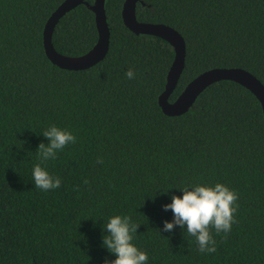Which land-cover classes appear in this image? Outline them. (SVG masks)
I'll use <instances>...</instances> for the list:
<instances>
[{
    "label": "trees",
    "instance_id": "trees-1",
    "mask_svg": "<svg viewBox=\"0 0 264 264\" xmlns=\"http://www.w3.org/2000/svg\"><path fill=\"white\" fill-rule=\"evenodd\" d=\"M64 1L0 0V264L113 261L102 245L115 215L138 226L133 243L148 264H264V113L257 97L221 80L186 113L166 115L159 97L175 50L127 28L125 0L105 2V58L87 69L61 68L46 55L44 30ZM136 17L185 40L170 102L214 68L245 69L264 85V0H140ZM97 41L95 13L85 4L64 14L52 34L67 57L87 54ZM52 125L77 142L42 162L39 145L49 143L43 132ZM37 164L61 187L36 189ZM216 183L238 193L237 222L226 237L213 229L217 251L202 254L180 226L163 231L174 219L163 206L186 186Z\"/></svg>",
    "mask_w": 264,
    "mask_h": 264
},
{
    "label": "clouds",
    "instance_id": "clouds-1",
    "mask_svg": "<svg viewBox=\"0 0 264 264\" xmlns=\"http://www.w3.org/2000/svg\"><path fill=\"white\" fill-rule=\"evenodd\" d=\"M135 75L132 70L126 73L128 79H135ZM43 136L49 143L39 145L38 154L42 162L56 159L59 151L77 142L71 132L55 125L46 129ZM32 178L35 188L44 192L61 187V179L52 176L40 164L34 166ZM181 191L182 197L172 196V202L163 206L164 211L170 210L174 215L172 222H164L163 231L172 232L180 226L188 236L195 238L200 253H215L217 248L212 230L217 235L224 233L225 237L232 230L237 222L238 193L222 183L195 184ZM104 230L107 235L103 236L102 246L116 257L105 264H148V254L133 243V233L137 232L138 226L131 222L130 217L115 215L109 218Z\"/></svg>",
    "mask_w": 264,
    "mask_h": 264
},
{
    "label": "water",
    "instance_id": "water-1",
    "mask_svg": "<svg viewBox=\"0 0 264 264\" xmlns=\"http://www.w3.org/2000/svg\"><path fill=\"white\" fill-rule=\"evenodd\" d=\"M139 1L125 0L122 18L126 27L136 34L160 37L169 42L175 50V59L168 74L166 89L159 97V104L166 115L179 116L186 113L207 87L221 80L234 81L251 91L260 101L264 113V85L256 76L242 68H214L208 70L192 80L181 95L174 102H170L169 96L174 91L185 65L186 43L183 36L170 26L138 21L136 6ZM105 2L106 0H94L93 4H89L87 0H65L53 12L44 30L45 52L52 63L68 70H82L96 65L105 58L110 44V29L107 23ZM80 4L87 5L95 13L98 41L87 54L80 57H67L54 48L52 34L59 19Z\"/></svg>",
    "mask_w": 264,
    "mask_h": 264
}]
</instances>
